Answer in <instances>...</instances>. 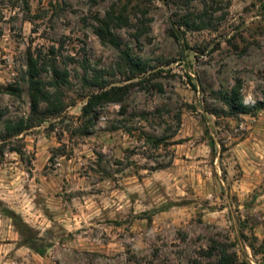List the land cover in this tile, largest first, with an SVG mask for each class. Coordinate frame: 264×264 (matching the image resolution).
<instances>
[{"label":"rangeland","instance_id":"1","mask_svg":"<svg viewBox=\"0 0 264 264\" xmlns=\"http://www.w3.org/2000/svg\"><path fill=\"white\" fill-rule=\"evenodd\" d=\"M115 2L0 0V90L23 91L2 93L0 137L30 116V55L73 84L63 115L0 143V264H264V111L212 95L264 103V0H147L119 47L96 34ZM124 52L147 83L85 117L96 77L129 83Z\"/></svg>","mask_w":264,"mask_h":264},{"label":"trees","instance_id":"2","mask_svg":"<svg viewBox=\"0 0 264 264\" xmlns=\"http://www.w3.org/2000/svg\"><path fill=\"white\" fill-rule=\"evenodd\" d=\"M92 1L98 3L100 0ZM146 2L147 0H116L111 10L107 13L106 19L101 22L100 27L96 30V34L100 40L104 44L119 47L120 41L112 33L113 27H128L131 15L135 17H146L148 14ZM201 27V29H204L203 26ZM119 71L121 75H124L128 79L129 83L124 86H111L108 82H102L99 77H96L95 84L98 87V91L85 97L87 100L83 107L85 117H89L100 106L106 104H123L132 87L147 83L146 79L137 83L134 82V79H137L138 75H145L148 71L147 66H142L141 61L133 58L128 52L123 53ZM43 74L51 75L50 80H44ZM26 77L29 86L30 116L20 121L6 122V135L0 137V143L2 141L7 142L11 139H22L21 137L27 132L42 126L49 118L60 117L68 109L66 92L73 91V84L70 80L68 70H62L56 61L48 62L41 57L30 55L27 62ZM160 91H163V89L161 88ZM2 93L16 98H22L23 95V91L19 85H10L4 90H0V97ZM212 95L215 101H218L230 110L231 117L241 115L255 117L261 111H264L263 102H259L252 107L244 103L241 84L237 85V88L232 94L213 92ZM43 105L46 106L44 112H42ZM3 114L0 109V126L3 122ZM212 115L219 116V113L214 112ZM84 133V135L88 134V132ZM150 141L154 145H160L162 143L161 139H151ZM3 149L4 144L1 146L2 152ZM13 151L19 155H23L22 150ZM225 260L226 255L222 258L223 262ZM227 264L233 263L228 262Z\"/></svg>","mask_w":264,"mask_h":264}]
</instances>
